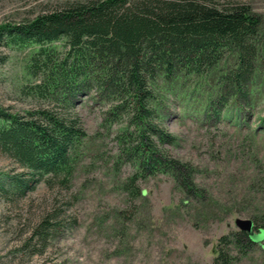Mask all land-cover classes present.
Masks as SVG:
<instances>
[{
  "label": "rangeland",
  "instance_id": "rangeland-1",
  "mask_svg": "<svg viewBox=\"0 0 264 264\" xmlns=\"http://www.w3.org/2000/svg\"><path fill=\"white\" fill-rule=\"evenodd\" d=\"M64 1L0 0V25L22 24ZM209 1L249 6L261 18L264 48V0ZM52 48L63 55L65 41ZM39 49L33 44L0 49L6 57L0 63V107L10 113L47 105L23 92L37 81L28 68ZM235 60L227 52L204 74L181 73L173 81L159 77L153 84V122L176 141H152L164 156L193 168L202 199L189 198L172 175L159 173L138 180L144 194L133 201L125 190L138 171L132 147L140 135L150 134L129 113L112 121L111 103L92 92L73 110L87 136L69 187L41 183L18 201L0 194V264H213L221 237L239 231L237 220L264 214L261 64L248 105L232 100L220 118L211 108L221 93L220 79ZM16 172H22L19 165L0 154V174ZM47 217L58 229H51L46 242L31 241ZM233 264H264V241Z\"/></svg>",
  "mask_w": 264,
  "mask_h": 264
},
{
  "label": "trees",
  "instance_id": "trees-1",
  "mask_svg": "<svg viewBox=\"0 0 264 264\" xmlns=\"http://www.w3.org/2000/svg\"><path fill=\"white\" fill-rule=\"evenodd\" d=\"M261 24V18L242 4L66 0L22 24L0 25V49L9 45L40 46L28 68L37 81L23 92L47 103L23 114L0 107V154L22 169L0 174V194L18 201L41 183L69 187L79 147L87 136L73 110L81 98L94 92L111 103L108 115L112 121L129 113L134 124L150 134L140 135L138 144L132 147L138 171L125 184V190L133 201L144 194L138 180L159 173L172 175L189 198L202 199L204 191L194 183L193 168L164 156L152 141L162 145L176 141L153 122V84L159 77L173 81L181 73L204 74L217 67L229 52L236 60L220 79L221 93L212 103V111L220 118L232 100L239 107L248 105L257 64L264 70ZM60 41H65L63 55L52 48ZM5 60L0 57V63ZM53 220L45 218L30 240L46 242L51 229H58L52 225ZM251 220L255 233L264 239V214ZM260 243L244 231L231 232L219 240L213 264H233Z\"/></svg>",
  "mask_w": 264,
  "mask_h": 264
},
{
  "label": "water",
  "instance_id": "water-1",
  "mask_svg": "<svg viewBox=\"0 0 264 264\" xmlns=\"http://www.w3.org/2000/svg\"><path fill=\"white\" fill-rule=\"evenodd\" d=\"M236 226L240 231L246 232L250 238L255 242H263L262 235L256 234L254 231V224L252 220H237Z\"/></svg>",
  "mask_w": 264,
  "mask_h": 264
}]
</instances>
